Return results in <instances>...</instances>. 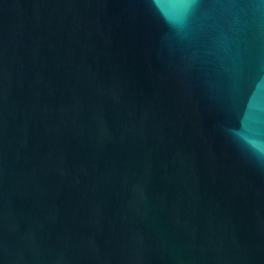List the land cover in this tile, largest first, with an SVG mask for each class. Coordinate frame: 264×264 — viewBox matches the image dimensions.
I'll use <instances>...</instances> for the list:
<instances>
[{"label": "water", "instance_id": "water-1", "mask_svg": "<svg viewBox=\"0 0 264 264\" xmlns=\"http://www.w3.org/2000/svg\"><path fill=\"white\" fill-rule=\"evenodd\" d=\"M0 264H264V0H0Z\"/></svg>", "mask_w": 264, "mask_h": 264}]
</instances>
